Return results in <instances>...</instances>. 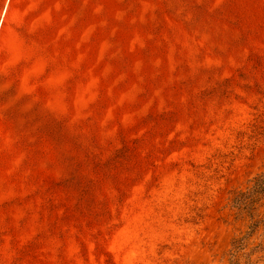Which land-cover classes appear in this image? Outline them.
<instances>
[{"label":"rangeland","instance_id":"obj_1","mask_svg":"<svg viewBox=\"0 0 264 264\" xmlns=\"http://www.w3.org/2000/svg\"><path fill=\"white\" fill-rule=\"evenodd\" d=\"M263 171L264 0H0V264H232Z\"/></svg>","mask_w":264,"mask_h":264},{"label":"trees","instance_id":"obj_2","mask_svg":"<svg viewBox=\"0 0 264 264\" xmlns=\"http://www.w3.org/2000/svg\"><path fill=\"white\" fill-rule=\"evenodd\" d=\"M263 200L264 171L253 179L252 185L248 190L237 192L232 199L233 206L241 211H246L253 220L249 227L251 228L250 232L242 238H238L234 241V247L230 253L232 264H240L238 254L245 248V241L253 235L259 224H264V217L256 219L258 215L256 214V210L264 205ZM253 251H257V249H254Z\"/></svg>","mask_w":264,"mask_h":264}]
</instances>
